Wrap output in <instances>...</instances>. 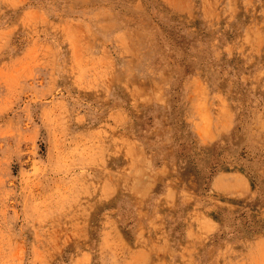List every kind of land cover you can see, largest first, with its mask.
Wrapping results in <instances>:
<instances>
[{
  "label": "rangeland",
  "instance_id": "obj_1",
  "mask_svg": "<svg viewBox=\"0 0 264 264\" xmlns=\"http://www.w3.org/2000/svg\"><path fill=\"white\" fill-rule=\"evenodd\" d=\"M0 264H264V0H0Z\"/></svg>",
  "mask_w": 264,
  "mask_h": 264
}]
</instances>
